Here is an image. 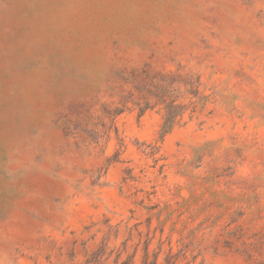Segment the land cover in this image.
Segmentation results:
<instances>
[{
    "label": "rangeland",
    "instance_id": "1",
    "mask_svg": "<svg viewBox=\"0 0 264 264\" xmlns=\"http://www.w3.org/2000/svg\"><path fill=\"white\" fill-rule=\"evenodd\" d=\"M0 264H264V0H0Z\"/></svg>",
    "mask_w": 264,
    "mask_h": 264
},
{
    "label": "trees",
    "instance_id": "2",
    "mask_svg": "<svg viewBox=\"0 0 264 264\" xmlns=\"http://www.w3.org/2000/svg\"><path fill=\"white\" fill-rule=\"evenodd\" d=\"M144 109H141V112ZM184 111V107L180 104H175L172 100L166 105L165 116L162 124L161 134L162 136L168 134L172 128L177 124L176 119L181 116Z\"/></svg>",
    "mask_w": 264,
    "mask_h": 264
}]
</instances>
